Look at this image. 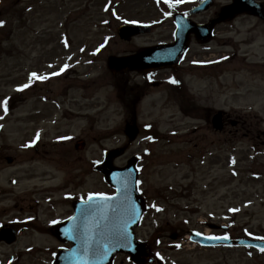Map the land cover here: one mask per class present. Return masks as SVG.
Returning a JSON list of instances; mask_svg holds the SVG:
<instances>
[{
	"label": "rangeland",
	"instance_id": "374dc122",
	"mask_svg": "<svg viewBox=\"0 0 264 264\" xmlns=\"http://www.w3.org/2000/svg\"><path fill=\"white\" fill-rule=\"evenodd\" d=\"M232 1L215 0L194 19L208 22ZM194 4L190 0L177 7L163 0L0 3V21L5 23L0 24V184L4 187L0 213L8 208L0 223L19 216V210L23 212L19 217L39 212L34 223L46 231H23L17 244L0 245V264H47L56 244L49 234L50 220L65 217L71 207L57 205L51 210L53 206L45 201L53 194L58 199L68 189L36 192L35 188L57 183L76 186L86 194L110 191L94 164L103 159L105 149L123 146L127 152L116 160L120 166L134 154L144 156L141 177L150 211L140 234L152 240L166 264H264V251L203 249L187 238L189 230H210L203 220L228 224L236 235L264 237V146L256 154L250 138L240 132L233 137L229 127L218 131L207 120L218 109L247 112L248 120L253 117L264 132V19L240 15L217 26L210 43L193 39L184 66L173 70L183 81V90L170 86L171 71L147 72L157 81L151 84L143 73L115 74L107 65L110 56L171 40L173 20L166 12L187 11ZM134 20L151 23L152 30L130 41L121 39L119 27ZM31 73L47 78L36 79ZM25 84L29 87L18 90ZM38 110L45 116H34ZM134 123L139 134L129 142L125 129ZM147 124L151 131L143 129ZM42 129L44 140L38 151L25 150L26 141ZM153 131L156 142H149ZM61 136L67 137L62 143ZM231 139L240 141L232 144ZM78 140L86 142L85 149L75 148ZM8 156L15 157L14 165H8ZM50 159L64 163L61 168L55 164L62 174L51 167ZM24 173L34 179L24 182ZM174 234L179 238L174 239Z\"/></svg>",
	"mask_w": 264,
	"mask_h": 264
},
{
	"label": "water",
	"instance_id": "95a60500",
	"mask_svg": "<svg viewBox=\"0 0 264 264\" xmlns=\"http://www.w3.org/2000/svg\"><path fill=\"white\" fill-rule=\"evenodd\" d=\"M212 5V1H206L201 6L195 8L192 12L198 13L205 9H208ZM242 12H248L254 15L261 16V5L254 0H234V3L222 8L219 18L206 27L198 26L196 24H187L183 22V18H178V32L177 43L172 48L167 47H155L142 49L138 54L128 57H111L109 59V65L114 71L122 69H138L141 67H153L160 66L161 64L174 63L176 54L183 50L185 46H188V40L190 33L195 32L199 37L209 40L211 37V30L216 23L232 19L237 14ZM128 32V29L123 26L120 29V36L122 38L130 39L134 34ZM166 48V49H165ZM175 49V50H174ZM174 50V51H171ZM178 61V59H177ZM219 116H216L214 122L217 127H221L219 124ZM128 134L135 137L133 130L129 129ZM78 147H84V143L78 145ZM123 149L110 151L107 154V161L100 166L107 178L110 179V174L114 171L112 166V160L120 155ZM134 164V162H131ZM130 194L133 198V203L138 204L140 201L139 196L135 190H131ZM116 200H125L121 196H114L111 199L105 200L103 198H97L91 201L86 206V219L83 218L84 209L82 211V222L75 221L72 223V228H77V233L71 239L75 242V246L70 250H62L57 257L56 264H111L114 255L119 251L130 252L133 254V259L142 261L143 258L138 257L137 252H133V247L136 243L132 237V231L129 234L128 240H123L120 232V238L112 237L111 230L113 228L112 222L110 224L103 223L101 220L102 214L108 209V206H112ZM135 200V201H134ZM106 204L107 206L101 205ZM135 204V206H136ZM140 204V203H139ZM96 206V207H93ZM143 208V207H142ZM79 210V208H78ZM77 210V212H78ZM135 212L138 215V209L135 208ZM142 211L139 212V215ZM79 218V217H78ZM137 221L131 223V225L137 224ZM67 225H71V221L67 222ZM104 225L105 229L98 228L96 226ZM0 239H7L9 242H13L16 238L15 232L8 229L3 230ZM80 237V238H79ZM126 241V242H125ZM243 244H252L255 246L263 247L264 242L242 240ZM139 248V246L137 247ZM142 249V245H141ZM146 254V250H142Z\"/></svg>",
	"mask_w": 264,
	"mask_h": 264
},
{
	"label": "flooded vegetation",
	"instance_id": "af4514ba",
	"mask_svg": "<svg viewBox=\"0 0 264 264\" xmlns=\"http://www.w3.org/2000/svg\"><path fill=\"white\" fill-rule=\"evenodd\" d=\"M223 121H224V123H225V125L228 127V125L230 124V125H233V126H237V125H239V121L238 120H233L232 118H231V116H227V117H224L223 116ZM242 123V125L240 126L241 128H239V126H238V129L236 130L237 132H239V131H242L244 128H246L245 127V122L243 121V122H241ZM230 132H231V130H230ZM253 132L254 133H256L257 132V129L256 128H254V130H253ZM264 135V134H263ZM262 137V132H261V134L260 135H257V136H255V138H261ZM261 143H262V140H261ZM3 214V216H6L7 215V210L6 209H4L3 210V212L2 213H0V216ZM20 216H21V214H20ZM2 226H9V227H13V228H15V229H17L18 231H20L21 233H22V231H23V223H22V219H20V220H15V219H13L12 220V223L11 224H8V223H6V222H4V223H2V224H0V227H2ZM224 232H227V233H229V231L227 230V231H224ZM53 237H54V235H52ZM226 236H230V237H232L230 234H226ZM20 238H21V236H20ZM55 238V237H54ZM8 245L6 242H0V245ZM62 246V243L58 240L57 241V244H56V250H58L60 247ZM55 252V251H54ZM55 253H53V255H54ZM129 264H132V263H129Z\"/></svg>",
	"mask_w": 264,
	"mask_h": 264
},
{
	"label": "snow or ice",
	"instance_id": "6c2138e0",
	"mask_svg": "<svg viewBox=\"0 0 264 264\" xmlns=\"http://www.w3.org/2000/svg\"><path fill=\"white\" fill-rule=\"evenodd\" d=\"M164 3L168 4L170 7H174L176 4H180V3H183L184 0H163ZM166 15H171V13H166ZM3 22L0 21V24H2ZM126 23H128V21H126ZM131 23H135V21H131ZM67 67V66H65ZM61 71H63V69H61ZM58 73H53V75H56ZM31 77H35L36 79H46L47 77H41V76H38L37 73H31ZM30 77V79H31ZM175 82V81H173ZM29 87V84H25L22 86L21 89H18V90H22L23 88H27ZM3 106H4V110L5 112L7 111V100H4L3 102ZM37 138H39V134H37ZM95 195H98V196H101L103 199L105 200H108V199H111V197H108V196H105L104 194H95ZM92 196L90 195L89 196V200L91 201L92 200ZM231 211H237L236 209H232ZM55 223V221H54ZM216 238V237H214ZM224 239H227V237H224ZM259 239H264V237H261ZM261 251H264V248L260 249Z\"/></svg>",
	"mask_w": 264,
	"mask_h": 264
},
{
	"label": "bare ground",
	"instance_id": "6f19581e",
	"mask_svg": "<svg viewBox=\"0 0 264 264\" xmlns=\"http://www.w3.org/2000/svg\"><path fill=\"white\" fill-rule=\"evenodd\" d=\"M37 166L42 167V165H40V164H38ZM21 178L24 179V180H30L31 179V175L25 174V175L21 176Z\"/></svg>",
	"mask_w": 264,
	"mask_h": 264
}]
</instances>
